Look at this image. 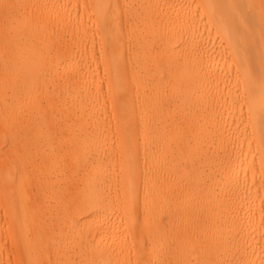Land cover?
Wrapping results in <instances>:
<instances>
[{"label": "bare ground", "instance_id": "1", "mask_svg": "<svg viewBox=\"0 0 264 264\" xmlns=\"http://www.w3.org/2000/svg\"><path fill=\"white\" fill-rule=\"evenodd\" d=\"M12 1L0 264H264V0ZM58 136L83 183L45 228L30 182Z\"/></svg>", "mask_w": 264, "mask_h": 264}, {"label": "rangeland", "instance_id": "2", "mask_svg": "<svg viewBox=\"0 0 264 264\" xmlns=\"http://www.w3.org/2000/svg\"><path fill=\"white\" fill-rule=\"evenodd\" d=\"M6 5L13 6V1L9 0ZM58 137L53 139L51 149L44 150V153L51 154L55 165L52 166L51 163L48 162L45 165V170L38 175L39 178L30 182V199H37V205L41 212V223L45 228H48L49 223L52 221V215L50 214L52 199H75L83 183V177L79 171L78 162L73 156L75 148L72 145V140L62 138L61 136ZM104 144L110 146L111 144L114 145V142L107 140ZM34 173L35 171L31 169L28 174L32 176ZM114 188L115 187L112 185L111 190L113 193H111L110 198H114ZM25 204H29V201L26 203L17 202L16 206L20 209L24 208ZM6 208L7 205L0 201V227L3 229L0 233V241L3 244H5L6 240L5 230L11 226L10 219L6 215ZM54 239H56V243L59 241L58 236L55 235L49 238L48 241H54ZM52 257L53 256H51V261L53 262Z\"/></svg>", "mask_w": 264, "mask_h": 264}]
</instances>
